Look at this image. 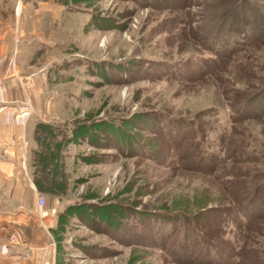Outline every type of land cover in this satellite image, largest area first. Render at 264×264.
<instances>
[{
  "label": "rangeland",
  "instance_id": "obj_1",
  "mask_svg": "<svg viewBox=\"0 0 264 264\" xmlns=\"http://www.w3.org/2000/svg\"><path fill=\"white\" fill-rule=\"evenodd\" d=\"M33 1L0 0V109L36 175L58 127L62 183L1 201L0 264L39 230L54 264H264V0Z\"/></svg>",
  "mask_w": 264,
  "mask_h": 264
},
{
  "label": "crops",
  "instance_id": "obj_2",
  "mask_svg": "<svg viewBox=\"0 0 264 264\" xmlns=\"http://www.w3.org/2000/svg\"><path fill=\"white\" fill-rule=\"evenodd\" d=\"M48 1L34 0L32 2L36 15L45 16L49 10ZM52 11L54 9H50L49 12ZM5 101L11 102L10 99ZM16 117L15 110L0 109V205L3 199L15 198L18 200L24 194L33 197L35 202L40 194H44L46 197L50 194L47 190L38 187L35 181L37 177L35 169L31 168L32 158H34L32 149L35 148L32 146L35 126L27 129L24 122H17ZM35 151H37L36 148ZM14 213L18 214L19 212L14 210ZM38 233V238H42L40 235L43 234V231L39 230ZM41 238L32 243L27 244L26 242L16 255H13L14 248L9 244L3 243L2 248L7 254H10L8 260H13L14 264H54L55 251L51 241L48 242Z\"/></svg>",
  "mask_w": 264,
  "mask_h": 264
},
{
  "label": "trees",
  "instance_id": "obj_3",
  "mask_svg": "<svg viewBox=\"0 0 264 264\" xmlns=\"http://www.w3.org/2000/svg\"><path fill=\"white\" fill-rule=\"evenodd\" d=\"M45 124V122H42L39 123V126L42 128L48 126L47 128L52 130V133L54 135L53 137H56L59 131L58 127L50 123H47L48 125ZM41 131L42 130L37 132L38 136L42 133ZM50 137L51 138L48 140L49 142L47 143V146L42 143V145L46 148L47 153H43V157L41 158L40 164L38 165L39 170L35 181L39 188L47 190L51 194V192L55 191V189H61L60 187L62 182L59 181L61 180L60 177L62 176L59 177V174H62V168H59L58 170V167L61 165L59 156H61V149L63 148V144L61 145V143L54 141L52 135ZM47 169L49 173L45 172V170ZM50 173L53 174L51 175ZM39 174H41V176ZM49 180L55 182V189L50 188V184L49 182H47Z\"/></svg>",
  "mask_w": 264,
  "mask_h": 264
},
{
  "label": "built area",
  "instance_id": "obj_4",
  "mask_svg": "<svg viewBox=\"0 0 264 264\" xmlns=\"http://www.w3.org/2000/svg\"><path fill=\"white\" fill-rule=\"evenodd\" d=\"M19 2H21V1H19ZM18 4H17V8H16L17 11L19 10ZM46 201H47V197L44 194H40L37 198L36 208H37V211L40 213L41 218H43V216L45 214ZM10 240H11L12 244H18L21 241V235L19 234V232H15L12 234Z\"/></svg>",
  "mask_w": 264,
  "mask_h": 264
},
{
  "label": "bare ground",
  "instance_id": "obj_5",
  "mask_svg": "<svg viewBox=\"0 0 264 264\" xmlns=\"http://www.w3.org/2000/svg\"><path fill=\"white\" fill-rule=\"evenodd\" d=\"M19 3H20V2H19ZM18 8H19V10H20V7H18ZM19 10L17 11L18 13H19ZM18 13H17V14H18Z\"/></svg>",
  "mask_w": 264,
  "mask_h": 264
}]
</instances>
